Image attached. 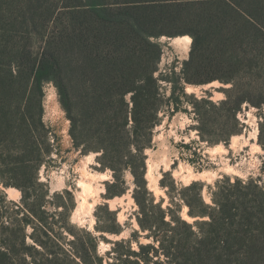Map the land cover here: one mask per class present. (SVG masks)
<instances>
[{
  "label": "trees",
  "instance_id": "1",
  "mask_svg": "<svg viewBox=\"0 0 264 264\" xmlns=\"http://www.w3.org/2000/svg\"><path fill=\"white\" fill-rule=\"evenodd\" d=\"M18 34L38 45L21 46ZM163 35L191 37L179 72L159 69ZM213 80L229 84L216 102L183 88ZM49 82L76 149L98 153L100 167L113 171L106 195L123 191L125 169L133 175L136 218L148 239L136 249L119 239L100 255L97 237L70 224L64 202L46 209L38 171L53 148L43 118ZM187 99L209 143L242 131L243 104H264V0H0V184L21 191L13 201L0 190V264H264V187L256 179L215 180L210 203L202 184L190 182L180 198L192 222L154 203L146 188L145 149L160 113L188 112ZM216 125L218 134L210 130ZM64 231L72 235L67 250Z\"/></svg>",
  "mask_w": 264,
  "mask_h": 264
},
{
  "label": "rangeland",
  "instance_id": "2",
  "mask_svg": "<svg viewBox=\"0 0 264 264\" xmlns=\"http://www.w3.org/2000/svg\"><path fill=\"white\" fill-rule=\"evenodd\" d=\"M176 36L182 35H163L158 39L163 51L159 63L161 72H179L183 61L188 58L190 47L186 51L181 45L170 44L169 37ZM17 39L26 48L38 45L37 39L26 41L23 34H18ZM213 81H217L218 85H210ZM213 81L199 84L184 82L183 88L185 93L196 99L205 97L216 102L224 98V89L229 84ZM187 85H193L197 89L188 91ZM162 86L164 94L168 96L170 84L162 81ZM217 93L221 95H216ZM193 103L194 99L184 101L183 107L188 112L178 110L173 113H160L161 123L154 128L152 145L145 149L144 175L146 188L154 203H160L163 208L170 206L173 212L189 222L195 218L187 214L188 207L181 201L180 190L192 181L202 184L201 194L205 203L211 202L210 191L215 189L214 182L223 176L231 180L236 177L253 178L264 187V148L259 137L261 134L263 141L264 127L261 129V126H264V104L261 107L243 104L242 109L237 112V118L243 124L242 131L233 134L227 142L209 143L200 137L196 128L198 120ZM43 109L44 121L51 128L49 139L53 143L48 160L42 163L38 171L39 180L49 191L46 209L51 212L59 210L61 206L57 208L56 204L64 202L69 208L70 224L75 229L89 231L97 237V252L100 255L110 250L115 240H130L133 249L137 248L138 242H147L145 232L140 229L136 218L139 208L133 197L135 182L131 172L125 169L117 183L118 188L123 191L108 197L107 186L114 180L113 171L100 167L96 160L98 153H81L76 149L69 132V118L51 82L44 85ZM221 129L223 128L219 125L210 126L215 134L220 133ZM234 136L238 137L233 141ZM164 173L167 176L162 180L161 186ZM171 184L177 189H172L168 194L167 189ZM0 190L5 193L7 200L18 201L21 197V191L17 188H5L0 184ZM54 193H60L63 197H52ZM169 218L170 214L167 213L166 219ZM104 227L116 228L118 233L103 230ZM63 237L65 241L61 243V247L67 250V241L72 235L64 231ZM66 263L71 264L70 261Z\"/></svg>",
  "mask_w": 264,
  "mask_h": 264
},
{
  "label": "bare ground",
  "instance_id": "3",
  "mask_svg": "<svg viewBox=\"0 0 264 264\" xmlns=\"http://www.w3.org/2000/svg\"><path fill=\"white\" fill-rule=\"evenodd\" d=\"M170 44L174 45V46H183L184 49L186 51L189 50L190 44H191V37L189 35H182V36H176L171 38L170 40ZM210 85H218L217 81H213L212 83H210ZM193 89H197L195 86L193 85H187V89L188 91H192ZM216 95H221L219 93H217ZM238 136H234L232 139L233 141L237 138ZM234 143V142H233ZM219 147L221 145H218ZM216 146V147H218ZM202 177V176H201Z\"/></svg>",
  "mask_w": 264,
  "mask_h": 264
},
{
  "label": "water",
  "instance_id": "4",
  "mask_svg": "<svg viewBox=\"0 0 264 264\" xmlns=\"http://www.w3.org/2000/svg\"><path fill=\"white\" fill-rule=\"evenodd\" d=\"M171 38H173V37H169L170 40H171ZM223 85H224V84H223ZM211 92H212V91H211ZM211 92H210V93H211ZM206 93H207L208 96H210V95H209V92H206ZM212 94H213V92H212Z\"/></svg>",
  "mask_w": 264,
  "mask_h": 264
}]
</instances>
